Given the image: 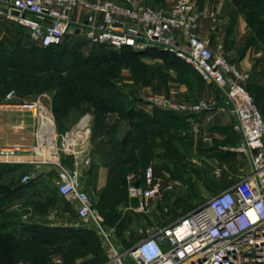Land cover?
I'll list each match as a JSON object with an SVG mask.
<instances>
[{"label":"built area","instance_id":"obj_1","mask_svg":"<svg viewBox=\"0 0 264 264\" xmlns=\"http://www.w3.org/2000/svg\"><path fill=\"white\" fill-rule=\"evenodd\" d=\"M165 1L164 6L151 7L147 0H0V19L24 28L31 42L43 49L81 36L91 46L128 48L136 53L159 49L185 62L216 91L218 103L175 102L155 94L141 96L140 101L187 118L230 113L241 138L236 153L249 164L242 178L194 210L148 230L134 246L120 251L79 181L91 163L93 118L89 113L59 133L51 106L43 102H49L46 94L28 99L8 91L0 109L31 112L34 144L28 148L0 146V165H49L57 195L73 204L83 226L96 232L106 255L104 264H264V114L243 86L249 76L228 63L222 44L213 51L201 38L202 12L196 0ZM61 157L70 159L72 167ZM30 180L24 175L21 181ZM126 190L128 198L144 210L160 193L152 166L142 176H126Z\"/></svg>","mask_w":264,"mask_h":264},{"label":"rangeland","instance_id":"obj_2","mask_svg":"<svg viewBox=\"0 0 264 264\" xmlns=\"http://www.w3.org/2000/svg\"><path fill=\"white\" fill-rule=\"evenodd\" d=\"M147 2L156 6L166 3L165 0ZM247 3L253 5L254 0ZM255 7L242 12L250 23L247 26L251 35L244 40L229 42V50L224 43L216 42L215 37L211 42H216L213 51L222 44L223 56L228 63L249 76L243 86L254 99L261 93L256 100L264 107V85L260 81H251L252 75L249 73L254 72L244 71L238 65L244 59L239 55L240 45L244 50L255 43L254 47L264 50V18H260L264 15V5L259 3ZM207 41L210 43V40ZM22 47L30 51L34 48L26 30L0 19V56H4L5 62L16 61L18 55L14 53ZM95 47L81 36L65 38L63 45L48 52L46 58H51L49 62L58 71H70L58 75L49 71L38 77L42 76L43 84L50 77L56 79L53 84L61 82L59 80H74L79 93L75 95L74 106L67 108L60 129L70 130L85 113L92 116L91 163L87 172H81L79 181L89 192L94 209L105 229L111 232L117 248L126 251L143 239L148 230L194 210L225 186L238 181L248 171L249 164L235 153L229 158L222 152L215 155L218 143L203 146L204 150H199L204 153L203 157L194 155V152L187 154L182 150L187 144H183L186 138L178 136L179 118L187 117L150 108L140 101L141 96L155 94L175 102L206 100L218 103L216 91L203 82L188 64L159 49L131 56L123 50L106 51ZM63 51L66 55L62 54ZM32 57L40 58L35 52L27 58L32 60ZM261 58L264 59V52ZM257 67L260 69L258 75L264 78V60ZM79 82H83V85ZM7 90L0 84L1 96ZM58 92V89H52L41 94H46L51 103V100L58 98ZM100 92L103 95L110 92L113 96L111 104L105 106L109 110L105 113L100 111L102 103L99 100L87 96ZM34 97L28 96V99ZM43 102L48 101L44 99ZM261 111L264 114V109ZM18 119L19 122L23 121V115ZM168 126L173 130L163 135V129ZM204 141L208 142L209 138H204ZM62 162L72 167L70 159H62ZM99 163L107 169V182L102 189L92 187V177H89V171ZM148 166H152L154 176L160 183V193L144 210H139L137 202L128 198L126 176H142ZM33 174L29 183L9 201L16 203L13 211L6 213L4 219L0 216V222L15 221L8 229L0 227V234L12 233L19 245L26 246L30 256L35 259L32 261L22 256L10 264H104L106 255L96 232L83 226L76 217L73 204L57 195L51 172L39 184ZM37 185H40L39 189H36ZM52 216L55 226L37 224L42 220L48 222ZM40 217L43 219L40 220ZM31 226L63 231L53 233L47 243L37 244L32 242ZM81 235L88 239L78 240Z\"/></svg>","mask_w":264,"mask_h":264},{"label":"crops","instance_id":"obj_3","mask_svg":"<svg viewBox=\"0 0 264 264\" xmlns=\"http://www.w3.org/2000/svg\"><path fill=\"white\" fill-rule=\"evenodd\" d=\"M132 1L136 2L137 0ZM262 1L264 2V0ZM196 2L198 9L202 12L199 34L203 39L210 40L211 49L214 50L217 41H219V43H224L227 47L229 42H236L241 39L244 40L247 36L251 35L237 0H196ZM148 5L156 7V5H152L151 3H148ZM211 15H213L214 20L210 17ZM260 18H264V15ZM212 37H215L216 42H211ZM254 46L255 43L253 45H248V47L242 50L240 45L239 49L241 53H239V55L244 59L239 61L238 65L244 71L254 72L249 73L252 75L251 81H260L261 84L264 85V78L258 75L260 69L257 67V64H261L262 60H264L261 58L264 50ZM251 68L254 69L252 70ZM260 96L261 95L257 94L256 97L259 98ZM47 103L51 106L50 100ZM259 104L260 103H258V105ZM261 106L262 105H259L260 109L263 110L264 107ZM20 113L23 115V121L19 122L18 118L21 115ZM8 119L11 121L9 122ZM178 124V136L182 139L186 138L183 140V144L187 143L185 147H182V150L187 154L194 152V155L203 157L202 155H204V153L199 150L203 151L208 144L212 145L213 143H218L219 146L216 148L218 151L214 152L215 155H217L218 152H222L223 155H227V158H229L230 155L233 156L235 153L239 158L245 160L236 153V148L241 138L238 132L234 130L235 119L230 113L193 116L184 119L179 118ZM170 126L163 129V135L173 130ZM34 129L35 122L30 111L22 109H2L0 111V146L28 148L34 144ZM66 131L67 130H58L59 133H64ZM204 138H209V141L205 142ZM6 168L7 170L0 177V185L9 189L12 193L14 192L17 194V192H20L18 190L24 188V185L29 183H22V177L24 175L30 176L32 173H34L33 175H35L36 182L39 184L48 177V173L51 172L54 178L52 182L54 185L55 174L49 165H8ZM90 176L92 177V187L99 186L98 188L100 189L105 187L107 182V169L102 163L93 166L89 171V177ZM40 185H37L36 189H39ZM9 201L3 206L5 214L12 212V208L16 207V203L12 204V202ZM19 207L22 208L20 204ZM23 217L27 218L26 215ZM39 219L41 220L43 217ZM37 224L51 227L55 226V221L52 216L51 219L49 218L48 222L42 220L41 222H37Z\"/></svg>","mask_w":264,"mask_h":264},{"label":"trees","instance_id":"obj_4","mask_svg":"<svg viewBox=\"0 0 264 264\" xmlns=\"http://www.w3.org/2000/svg\"><path fill=\"white\" fill-rule=\"evenodd\" d=\"M237 2L242 12L243 10H246V8H248L249 10L256 8L255 7L256 4H259V3L264 5V2L262 0H254L253 5H249L247 3L249 2V0H237ZM246 22L247 24H250L248 21ZM61 46L49 47V48L43 49V48H39L34 45V48H32V51H30L29 49L27 50V48L22 47L20 48L21 50H18L16 53H14L18 55L17 56L18 58L16 57L17 58L16 61L10 60L8 62H5L4 56L3 57L0 56V78H2L0 84H2L4 88L8 89L2 96H1V91H0V102L3 101L5 94L10 90H14L16 95L19 98H23L26 96L39 95L43 92H46V90L58 89L59 90L58 98L55 101L51 100V111L54 116L57 129L59 131L62 130L60 129L62 128V126H60L62 122V118L66 117L67 110H68L67 108L74 106L73 102H75V99L77 97L75 95L79 93V90H77V87H75L74 80H69V81L59 80L61 82H58L57 80L58 83L53 84V83H56V79L54 77L52 78L50 77L52 80L49 78L43 84L42 76L41 78L38 76L48 73L49 71H51V73H56L57 75L60 72L65 73V72L70 71L68 69L67 70L63 69V70L58 71L56 69V66L52 65L51 62H49L51 58L50 57L48 59L46 58L47 57L46 55L48 52L56 50L60 48ZM95 48H98L100 50H106V51L113 50L105 46H96ZM122 50L128 52V54L131 56L137 55L136 52H133L131 49H128V48H125ZM154 50H158V49H150L148 51H154ZM32 52L38 53L40 58L32 57L33 59L29 60L28 58L32 54ZM62 54L66 55L65 51H63ZM176 59L179 60L178 58ZM79 83L80 85H83L82 84L83 82H79ZM41 85H42V88H39ZM259 95H261V93H259ZM87 96L89 98L99 100V102L102 103V105L100 106L101 108L100 111H102V113L109 111L105 108V106L107 105L109 106L111 104L110 101L113 100V96L112 94H110V92L106 93L105 95H103V92H100L97 94H94V93L87 94ZM256 98L255 99L253 98V99L258 105ZM103 102H105L104 105H103ZM58 126L60 127L58 128ZM7 166L8 165H0V177L7 170L6 168ZM18 191H21V190H18ZM15 196L16 194L14 192L12 193L9 191V189L4 188L3 186L0 185V216H3V219L6 216L3 210L4 204L7 201L12 200V198ZM1 210L3 212H1ZM14 224H15L14 220H9L7 222L2 221L0 222V227L2 228L6 227L8 229L12 227ZM30 229L32 231L31 232L32 242L37 243V244H45L49 240L48 237H50L53 233L63 231L59 229L41 228L40 226H31ZM78 237H79L78 240H81V239L84 240V238L88 239L86 238L85 235H81ZM18 242L19 241H16L13 238L12 233L10 234V233L5 232L3 234L2 233L0 234V264H10L12 260H16V259L23 258V257L25 259L30 258L32 261L35 259L33 256H30L27 250V247L23 245H19L20 242L19 243Z\"/></svg>","mask_w":264,"mask_h":264},{"label":"water","instance_id":"obj_5","mask_svg":"<svg viewBox=\"0 0 264 264\" xmlns=\"http://www.w3.org/2000/svg\"><path fill=\"white\" fill-rule=\"evenodd\" d=\"M76 33H78V31Z\"/></svg>","mask_w":264,"mask_h":264}]
</instances>
